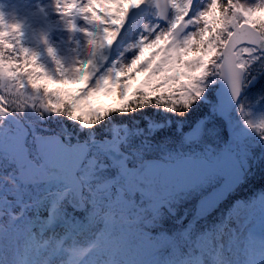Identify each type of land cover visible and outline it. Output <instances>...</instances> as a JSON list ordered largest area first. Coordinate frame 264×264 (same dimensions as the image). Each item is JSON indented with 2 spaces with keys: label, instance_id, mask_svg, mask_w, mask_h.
<instances>
[{
  "label": "snow or ice",
  "instance_id": "6c2138e0",
  "mask_svg": "<svg viewBox=\"0 0 264 264\" xmlns=\"http://www.w3.org/2000/svg\"><path fill=\"white\" fill-rule=\"evenodd\" d=\"M250 4L0 0V264H264Z\"/></svg>",
  "mask_w": 264,
  "mask_h": 264
},
{
  "label": "trees",
  "instance_id": "16d2710c",
  "mask_svg": "<svg viewBox=\"0 0 264 264\" xmlns=\"http://www.w3.org/2000/svg\"><path fill=\"white\" fill-rule=\"evenodd\" d=\"M264 189V176H261L259 173L255 174L251 183H248L246 187H243L240 191L242 196L251 197L253 194Z\"/></svg>",
  "mask_w": 264,
  "mask_h": 264
},
{
  "label": "rangeland",
  "instance_id": "374dc122",
  "mask_svg": "<svg viewBox=\"0 0 264 264\" xmlns=\"http://www.w3.org/2000/svg\"><path fill=\"white\" fill-rule=\"evenodd\" d=\"M259 1V0H257ZM240 3L246 4V5H250V0H239ZM72 87H78V85H72ZM111 103L113 104L115 101L112 98H109ZM100 101V100H99Z\"/></svg>",
  "mask_w": 264,
  "mask_h": 264
}]
</instances>
